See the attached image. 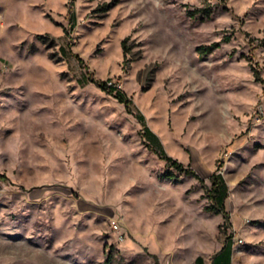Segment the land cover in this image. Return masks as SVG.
<instances>
[{"label":"rangeland","instance_id":"1","mask_svg":"<svg viewBox=\"0 0 264 264\" xmlns=\"http://www.w3.org/2000/svg\"><path fill=\"white\" fill-rule=\"evenodd\" d=\"M262 40L264 0H0V264H264Z\"/></svg>","mask_w":264,"mask_h":264},{"label":"trees","instance_id":"2","mask_svg":"<svg viewBox=\"0 0 264 264\" xmlns=\"http://www.w3.org/2000/svg\"><path fill=\"white\" fill-rule=\"evenodd\" d=\"M204 12L209 13V10H204ZM191 15L194 14V12H189ZM228 36H225L221 39L222 42H226L228 41ZM262 43H264V40H262ZM219 43H213L211 45H199L196 48V51L200 54V55H205L209 52H211V50H213L214 48L218 47ZM92 81L95 82V84L100 87L102 90L109 92L111 94H113V96L121 102H125L128 103L129 100L127 99V96L124 94L123 91L119 90L118 88H116L113 85H108V80H104V81H98V80H94L92 79ZM167 164L175 167L178 171H181L183 173H185L186 175H190L195 177L196 179L199 180L200 183H204L203 179L197 175V173L191 168V167H185L183 166L181 163L172 160L171 158L165 156L164 157ZM171 174V172H166V176L168 177ZM210 180V186H204L206 189V193L207 195L210 197V199L212 200V204L210 206H207L206 209L208 210H218L219 212L222 213V217L224 219V221L226 222V220H228V213L226 211H224V209L222 208V206H216L214 205V202L216 203V199L219 197V193H220V188L222 185V180L220 178V176L212 174L209 177Z\"/></svg>","mask_w":264,"mask_h":264},{"label":"crops","instance_id":"3","mask_svg":"<svg viewBox=\"0 0 264 264\" xmlns=\"http://www.w3.org/2000/svg\"><path fill=\"white\" fill-rule=\"evenodd\" d=\"M233 246L232 243H225L210 259L198 255L188 264H232Z\"/></svg>","mask_w":264,"mask_h":264},{"label":"built area","instance_id":"4","mask_svg":"<svg viewBox=\"0 0 264 264\" xmlns=\"http://www.w3.org/2000/svg\"><path fill=\"white\" fill-rule=\"evenodd\" d=\"M108 85H113V86H115L116 87V85L115 84H113V83H109L108 82ZM112 227L114 228V229H119L118 227H119V225L117 224V222L116 221H113L112 222Z\"/></svg>","mask_w":264,"mask_h":264}]
</instances>
